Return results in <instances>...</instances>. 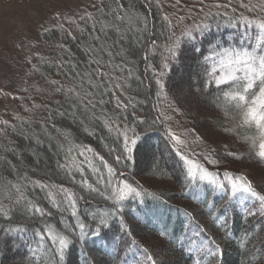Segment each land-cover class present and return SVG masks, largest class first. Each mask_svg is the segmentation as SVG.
<instances>
[{
	"label": "trees",
	"instance_id": "16d2710c",
	"mask_svg": "<svg viewBox=\"0 0 264 264\" xmlns=\"http://www.w3.org/2000/svg\"><path fill=\"white\" fill-rule=\"evenodd\" d=\"M128 2L124 0L125 4ZM214 2L227 3L228 0H205L209 5ZM250 2L255 4L258 0H243L245 4ZM131 3L149 15L150 27L155 25L160 31L164 30L161 19L164 14L175 21L176 16L185 15L192 5L197 9L191 13L195 21L207 22L211 28L206 38L183 45L178 60L167 70V75L163 77L166 99L157 96L155 77L151 70H146L149 62L157 71L161 70L162 49L157 50L149 61L143 59V48L136 49L132 59L139 80L134 77L125 93L135 103V108L129 107L124 113L127 116L126 126L135 129L139 136L132 146L130 160L124 158L122 136L116 132L109 133L99 121L82 124L80 118L71 114L73 109L63 94L55 91L57 87L71 85L72 73L69 69L72 63L81 68L86 66L84 48L91 42V28L88 22L79 19L85 12L78 17L64 18L58 25L42 30L39 37L42 54L28 62L15 91L4 94L9 109L0 111V179L15 182L19 177L27 176L31 180L63 185L75 194L76 216H72L70 209L65 210L68 207L66 204L60 208L53 207L46 190L30 186L27 189L29 199L48 214L29 215L21 205L12 215L11 222L0 218V228L26 229L24 233L9 238L7 245L0 243V264H148L144 249L156 258L157 264H196L197 261L200 264H216L217 258L200 251L208 239H215L221 246L220 264H264V217L247 214L251 203L229 201L224 192L215 191L207 184L193 186L186 181L183 162L167 135V129L171 128L189 141L193 152L213 153L214 158L220 161L217 167L204 161L202 155L197 157L211 171L223 173L225 169H230L234 173L248 169L247 178L257 191L264 194V162L249 158L248 145L241 143L237 135L224 131L225 127L232 126L233 121L229 123L224 119L223 112L217 107V89L212 86L205 91L203 87L208 67L203 63V57L209 54L216 42H225L226 46L232 43L237 30L225 27L224 17L206 20V12L225 10L205 8L204 12H198L201 5L197 0H181L178 6L176 0H159V5L152 0L150 9L144 6L146 0H131ZM93 4L98 6V0H93ZM92 5L86 11H94ZM239 5L240 0H232V7L237 13L261 15L259 12L249 13ZM68 19L76 20L85 31L81 33L76 25L68 23ZM185 23L192 24L193 21L186 20ZM69 31L72 36L68 35ZM156 38L163 44L164 37L159 32ZM194 68L200 70V75L195 78L198 85L191 97L187 89L193 86L181 88L175 80L179 71ZM170 103L179 111H172L168 107ZM157 106L160 112L171 118L164 120L156 110ZM105 107L110 112L115 110L114 103ZM204 107L212 110V114L203 113ZM59 112H65V115L61 116ZM4 121L8 122L7 125ZM120 123L125 126L123 118ZM207 124L211 130L205 128ZM86 127L88 131H85ZM57 128L70 134L76 145L90 147L104 157L115 169V176L109 177L99 160L95 162L101 168L99 173L86 166H83V175L75 167L61 169L59 165H71L72 161L66 159L65 150L60 147L63 138L56 132ZM128 134L132 137L131 132ZM243 134L241 131L240 135ZM196 136L201 138L200 142L191 143ZM210 136L212 138L207 139ZM228 152L243 155L236 159L228 156ZM87 155L91 157L92 153ZM117 156L121 157L120 162H117ZM145 161L151 163L150 166L145 165ZM101 176L105 182L97 183ZM83 179H87L97 190L82 186L80 181ZM109 180L114 185L124 180L145 194L142 198L129 197L123 201L121 211L112 216L113 201L107 198L112 192ZM101 218L107 219V227L100 225ZM121 221L129 231L121 229ZM80 223L85 225L83 236L78 228ZM46 224L54 226L71 240L63 261L49 250V244L45 243L41 248V242L34 235ZM200 228L205 231L197 235ZM3 235L0 233V237ZM133 240L136 244L132 243ZM241 240L245 241L243 248ZM32 249L37 250L35 255Z\"/></svg>",
	"mask_w": 264,
	"mask_h": 264
},
{
	"label": "snow or ice",
	"instance_id": "6c2138e0",
	"mask_svg": "<svg viewBox=\"0 0 264 264\" xmlns=\"http://www.w3.org/2000/svg\"><path fill=\"white\" fill-rule=\"evenodd\" d=\"M155 2L159 5V0ZM197 2L201 5L198 12H204L205 8L224 9L225 11L206 12L205 19L224 17V26L237 30L232 43L226 46L225 42H216L212 44L209 54L203 57V63L208 66L203 87L205 91L212 86L217 89L219 93L215 98L217 107L227 119L233 121L232 126L225 127L224 131L237 135L241 143L248 145L249 158L264 162V0H258L255 4L251 2L245 4L243 0H240L239 6L245 8L247 12L261 13V15L251 16L237 13V10L232 7V0H228L227 3L214 2L210 5L206 4L205 0H197ZM151 3L152 0H146L144 6L150 9ZM180 4L181 0H176V6ZM92 7L94 11H85L79 17L81 21L88 22L91 28L89 33L91 42L84 48L87 55L86 66L81 68L78 64L72 63L69 69L72 73L71 85L66 88L57 87L55 91L63 94L73 109L71 114L74 118H80L82 124L85 121L89 123L99 121L109 133L116 132L122 136L124 158L130 160L132 159V146L137 143L139 136L136 135L135 129L126 126L127 116L124 113L129 107L135 108V103L125 93L130 87L129 82L134 77L139 80V76L135 75V62L132 59L136 54V49H144L143 59L145 61H149L157 50L162 49L161 70L157 71L153 68L151 62L147 64L146 70H151L155 77L157 96L166 99L163 77L167 75V70L170 69L172 63L178 60L183 45L194 43L202 37L206 38L211 25L207 22L197 23L195 21L191 14L197 11L195 5L190 6L185 15L176 16L175 21L173 17L164 14L161 17L163 31L156 29L155 25L150 27L149 15L139 11L131 0L127 4L124 0H98V6L93 4ZM186 20H192L193 23L187 24ZM68 23L76 25L81 33L85 31L76 20L68 19ZM181 25H183L182 28ZM60 27L63 28L64 25L61 24ZM177 29H180L179 32ZM157 32L164 37L163 44L156 38ZM68 35L72 36L71 31ZM51 83L56 84V81ZM106 96L109 99L106 100ZM122 97L124 99H121ZM108 103L115 104L114 111L110 112L105 107ZM168 107L174 112L179 111L171 103ZM98 108L99 112H97ZM156 110L160 112L159 106ZM58 114L63 116L65 112ZM160 116L164 120L171 118L163 112H160ZM121 118L125 122L124 127L121 126ZM3 123L7 125L8 122ZM85 131H88L87 127ZM241 131L244 132L243 135H240ZM56 132L63 138L60 147L65 150L66 159L70 158L72 161L71 165H59L61 169L75 167L83 175V166H86L89 170L99 173L101 168L95 163L99 160L102 167L107 170V175L115 176V169L107 163L104 157L95 153L90 147L76 145L71 140L70 134H66L64 130L57 128ZM129 132L132 133V137L129 136ZM167 135L174 146V151L183 162L186 181L193 186L198 183L207 184L215 191L224 192L229 201L238 200L240 203H251V210L247 214L264 217V194L257 191L247 176L235 174L227 169L223 173L209 170L197 157L202 155L204 161L217 167L220 161L214 158L213 153L193 152L189 147V141L171 128L167 129ZM200 139L196 136L191 143L197 144ZM65 145H67L66 149ZM88 153H92V156L89 157ZM227 155L240 159L243 154L228 152ZM116 159L120 162L121 157L117 156ZM120 175L122 176L123 173ZM104 182L103 176L97 180V183ZM80 183L90 190H97L87 179L81 180ZM108 183L112 188L111 195L107 197L113 201L112 216L121 211L122 203L126 199L129 197L142 198L145 194L124 180H120L115 185L111 184L110 180ZM30 186L46 190L47 198L53 207L60 208L62 204H66L68 207L65 210L70 209L72 216H76L77 201L73 192L63 185L47 184L24 176L19 177L15 182L0 179V218L11 222L12 215L21 205L23 211L29 215L45 216L48 214L37 203L29 199L27 189ZM147 195L159 199L152 193H147ZM99 223L107 227V219L101 218ZM78 228L80 235L83 236L85 225L80 223ZM121 229L129 231L123 221H121ZM25 231L24 227L0 228V233L4 234L0 237V243L7 245L9 238ZM204 231V228H200L196 234L199 235ZM97 234H99L98 231ZM34 235L41 242V248L45 243L49 244V250L54 251L55 256L63 261L65 251L71 243L68 235L47 224L42 230L35 231ZM245 236L247 237V233ZM132 243L136 244V241L133 240ZM244 244L245 241L241 240L242 248ZM36 251L32 249L33 255ZM143 251L146 253L148 264H157L156 258L147 249ZM200 251L217 258L216 264H220L219 257L222 256V249L215 239L206 240L205 246ZM196 264H200V261Z\"/></svg>",
	"mask_w": 264,
	"mask_h": 264
},
{
	"label": "rangeland",
	"instance_id": "374dc122",
	"mask_svg": "<svg viewBox=\"0 0 264 264\" xmlns=\"http://www.w3.org/2000/svg\"><path fill=\"white\" fill-rule=\"evenodd\" d=\"M92 3L93 0H0V111L9 109L4 94L15 91L28 62L42 54L39 44L42 30L58 25L64 18L82 15ZM188 70L179 71L175 81L185 89L188 88L186 85H192L187 89L192 97L198 85L195 78L199 77L200 70ZM202 112L212 114L213 111L204 107ZM224 119L232 123L225 116ZM210 127L207 124L205 128L211 130ZM150 164L145 161V165ZM242 172L249 174L248 169L234 173Z\"/></svg>",
	"mask_w": 264,
	"mask_h": 264
}]
</instances>
